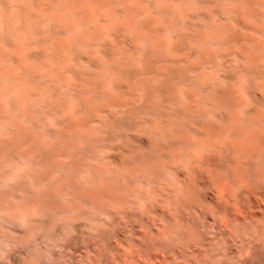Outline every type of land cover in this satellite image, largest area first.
Instances as JSON below:
<instances>
[{"label":"bare ground","instance_id":"bare-ground-1","mask_svg":"<svg viewBox=\"0 0 264 264\" xmlns=\"http://www.w3.org/2000/svg\"><path fill=\"white\" fill-rule=\"evenodd\" d=\"M0 264H264V0H0Z\"/></svg>","mask_w":264,"mask_h":264}]
</instances>
